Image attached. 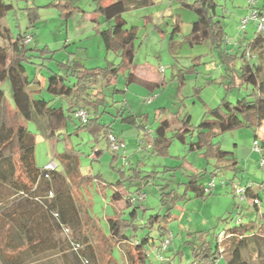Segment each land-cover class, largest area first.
<instances>
[{"label":"rangeland","instance_id":"rangeland-1","mask_svg":"<svg viewBox=\"0 0 264 264\" xmlns=\"http://www.w3.org/2000/svg\"><path fill=\"white\" fill-rule=\"evenodd\" d=\"M183 1L191 3L194 0H150L147 5L129 7L123 13L127 21L125 28L136 26L132 67L157 81L164 79L162 85L150 93L137 82L127 83L129 66L121 68L115 78L114 86L118 89L114 92L116 105H123L127 113L132 112L137 116L145 114L147 129L121 123L114 116V106L108 108L109 112L102 115L101 121L110 122L113 132L124 143L119 149L112 150L107 139L79 127L80 122L74 117L73 122L68 121L67 128L61 131L58 138L53 139L45 137L34 122L25 120L28 129L35 135L37 166L42 168L53 161L57 165L56 170L61 172L55 174L46 190L38 187L32 199H41L50 187L72 190L83 219L80 232H72L60 227L55 216L46 218L42 210L35 209L37 212L34 211L30 217V227L35 233L39 251L34 252L29 264H110V255L116 264H129L116 242L109 238L106 217L113 214V208L110 186H104L103 183L121 179L124 187L136 188L135 179L131 177L135 165H138L136 170L139 176L149 175L148 183L141 190L144 197L139 199L140 205L146 207L148 212L165 214L169 203L163 202V196L166 197L164 193L173 189L183 195L184 182L194 173H203L200 182L203 186L208 184L217 160L206 158L204 149L191 150L190 143L196 141V126L202 118L208 117V108L216 107L224 98L235 102L250 93L251 89L243 84L230 82L231 78L235 81L238 79L237 71L243 61L240 52L246 41L254 38L257 22L250 20L244 29H239L240 20L250 11L247 0H215V18L222 22L225 30L223 46L220 49L210 40L190 45L186 36L196 17ZM256 2L264 14V0ZM11 3L13 7L1 19V24L9 28L13 37L19 31L33 33L31 46H36V49L29 52L30 62L25 63L30 79L35 76L42 79L50 72L49 68L55 71L62 69V61L72 64L75 59H79L86 67L120 62L119 51L106 50L103 45L99 31L106 27V23L96 13L94 0H72L77 8L67 18L62 15V0H12ZM94 16L99 19L95 21ZM177 17L180 19V29L173 32ZM0 45L7 47L8 42L0 38ZM42 48L46 50L40 51ZM224 51L232 57L225 58ZM8 53L11 54L9 49ZM251 53V61L262 66L260 75L264 79V41L252 48ZM181 76L184 77L182 84ZM0 87L6 100L14 105L15 95L9 79L1 81ZM111 93L112 90L106 91L108 101ZM40 96L46 98L47 92L43 90ZM186 114L190 115L194 132L192 136L187 133L184 143L176 137L175 128L178 119ZM162 118L170 120L166 134L170 141L161 154L149 149V143L142 137L145 134L149 138ZM255 135L258 144L264 149V120L258 128L242 126L213 134V141L220 142L224 150L233 152L236 169L218 172L211 192L204 198L195 197L190 191L186 198L181 197L170 209L172 218L167 223V229L173 238L164 258H170L171 264H192L195 247L200 246L203 240L214 247L217 234L236 226L237 220L241 223L253 221L264 224V201L257 211L250 196L240 200L233 192L234 185L250 184L262 198L264 166L259 161L261 157L264 160V154L253 150ZM64 151L78 157L81 179L78 189L68 182L62 171L63 165L58 155ZM115 154L117 156L113 159ZM88 213L95 218L101 230L92 226ZM128 233L133 234L131 228ZM82 234L88 235L95 253L94 260L89 262L83 256L87 246L76 243ZM150 235L156 246L160 240L158 232L153 229ZM146 253L147 264H160L152 246L146 248ZM241 255L248 264H264V243H250L241 251Z\"/></svg>","mask_w":264,"mask_h":264},{"label":"trees","instance_id":"trees-1","mask_svg":"<svg viewBox=\"0 0 264 264\" xmlns=\"http://www.w3.org/2000/svg\"><path fill=\"white\" fill-rule=\"evenodd\" d=\"M11 1L0 0V38L8 42L7 47L0 45V82L9 79L16 103L11 105L0 87V183L8 185L14 192L32 198L35 197L36 189L40 188L41 180H46L45 187H47L57 172L56 168L53 171L45 172L37 166L34 154L35 135L28 129L25 120L34 122L45 137H57L63 129L67 128L69 120L73 122L74 113L78 109H84L89 118L85 122H80L79 127H83L97 136L101 135L107 141L110 133L116 135L112 130L111 123L101 122L100 117L105 112H109L108 108H112L117 102L114 99V92L118 89L114 84L118 72L124 66H130L133 63L136 26L125 28L127 21L123 17V13L129 7L136 8L147 5L150 0H116L106 6L102 5L103 0H94L96 13L102 16L106 23V27L99 31L103 45L106 50H118L120 62L117 64L108 62L104 66L86 67L76 59L72 64L62 61L60 62L63 65L62 69L55 71L49 68L50 72L42 79H38L36 76L30 79L25 69V63L30 62L28 61L29 52L34 51L36 46H31V43L25 44L23 40L26 33L32 35L33 33L19 31L13 37L9 28L1 24V19L13 7ZM62 1H64L63 4H60L64 8L62 15L67 18L77 6L72 3V0ZM183 3L196 15L195 20L191 22L190 32L186 36L189 44H201L205 40H210L214 46L221 49L225 40V30L222 22L215 18L217 5L215 0H194L191 3L183 1ZM258 10L264 16L260 7ZM173 25V32H178L180 29L179 17L176 18ZM263 41L264 31H256L254 38L246 41L240 52L243 61L237 71L238 79L235 81L234 78H231L230 82V84L235 82L243 84L246 88L251 89L250 93L238 98L235 102L222 99L216 107L208 108L206 111L208 117L202 118L196 126L197 138L196 141H191L190 149H204L203 155L208 159L228 160L216 164L211 175H216L223 169H236L233 152L224 150L220 142L213 141V134H221L242 126L258 128L264 120V79L260 75L262 66L250 59V54L253 55L251 49L260 46ZM8 49L11 51L10 55ZM45 50L46 48L40 49V51ZM247 51H249V56ZM224 56L225 58L232 57L228 52H225ZM131 77L132 74L129 72L127 83L132 81ZM183 81L184 77L181 76V84ZM43 90L47 92L46 98L40 96ZM107 90H112L109 96L110 101L107 99ZM122 111L123 105L121 110L114 115L115 118L138 128L145 127L143 124L145 114L124 115ZM169 126L170 120L162 118L155 127L154 133L150 134L149 138L144 134L142 140L148 142L149 148L154 152L164 153L170 141L166 135ZM193 132L189 114L178 119L175 135L179 140L185 143L187 133H191L192 136ZM260 152L264 154V149L261 146ZM116 156L115 154L112 158L114 159ZM58 157L68 182L73 183L78 189L79 180H81L78 157L68 151H64ZM136 167L132 168L134 174L131 176L137 184L135 191L123 193L122 189L125 187L121 179H117L115 182L104 181V186H110V202L115 203L123 200V206L107 216L106 220L109 238L119 246L126 262L133 264L137 261L136 264H147L146 248L158 247L160 241L170 232L167 229V223L171 221L170 209L176 204V201L183 196L186 198L190 191L195 197L201 198L211 191L206 189L207 185L203 186L200 182L204 174L194 173L184 182L183 195L173 189L164 193L166 197L163 196V202L169 203L166 206L165 214H161L159 211L148 212L146 207L140 205L139 200L133 199L135 194L141 191L149 181V175L139 176ZM49 192L51 195L47 193L37 201L42 202L46 211L56 217V222L60 227L70 229L72 232H80L83 224L82 213L72 190L66 191L51 187ZM254 194L253 190H246L247 196L251 197ZM253 206L258 211L259 205L253 204ZM88 217L92 226L101 230L97 221L95 222V218L91 215ZM235 224L236 226L221 231L224 233L221 240L216 236L214 247L205 240L200 246L195 247L192 264H248L243 260L241 251L250 243H264V224H257L253 221L241 223L239 220L235 221ZM130 228L133 234L128 233ZM153 229L158 232L160 238L156 246L154 238L150 235ZM102 236L106 238L103 233ZM88 239V235L82 234L76 243L87 246V252L83 256L89 262L94 260L95 253L91 246L92 243ZM168 246L166 251H168ZM165 252L161 254L162 259L158 260L160 264H171L170 258H164ZM110 261V264H116L111 255ZM19 262L17 259L14 263L19 264Z\"/></svg>","mask_w":264,"mask_h":264},{"label":"crops","instance_id":"crops-1","mask_svg":"<svg viewBox=\"0 0 264 264\" xmlns=\"http://www.w3.org/2000/svg\"><path fill=\"white\" fill-rule=\"evenodd\" d=\"M112 2L113 0H103L102 5L106 6ZM93 18L95 21L99 19L97 16H94ZM190 29H191V24H190ZM76 60L80 61L79 59H76ZM129 67H130L129 72L132 74V77H131L132 81H130L129 83L137 82L138 84H141V86L146 88L150 93H152L156 87H159V85H162V83L164 82V79L157 81L153 78L145 76L144 74L139 72L137 69L132 67V64ZM114 99H115V96H114ZM121 106L122 105L119 106L118 104L114 105V108L116 109L115 114L117 113V110ZM122 112L124 113V115L132 113V112L127 113L125 111L124 106H123ZM101 118L102 116L100 117V120ZM121 123L125 125H132V124H126L124 122H121ZM143 124L144 126H146L144 121H143ZM47 138L53 139L55 137H47ZM221 162L222 161H217V164L218 163L220 164ZM135 166H138V165H135ZM56 172L61 173L60 171H57V170ZM45 184H47L46 180L45 181L41 180L39 184L40 189L46 190ZM135 190L136 188L129 189L126 187L122 189L123 193L125 192L129 193ZM44 192L45 191H43L42 193ZM48 193H50L51 195V192H48ZM46 194L47 193H45V195ZM121 202H123V200H119L115 203L111 202L113 213L123 206V203ZM37 208L40 211L42 210L44 217L46 218L50 217L51 214L46 211L42 202L33 200L32 198H30L29 196L25 194L14 192L8 185L0 183V264H6L7 262H8L7 264H18V263H14L15 260L17 259L20 261L19 264H29L33 258L34 252L39 251V247L37 245L38 243L35 238V233L32 231L30 227L31 226L30 217L34 215L35 212H37L35 211V209ZM88 215L90 214L88 213Z\"/></svg>","mask_w":264,"mask_h":264},{"label":"built area","instance_id":"built-area-1","mask_svg":"<svg viewBox=\"0 0 264 264\" xmlns=\"http://www.w3.org/2000/svg\"><path fill=\"white\" fill-rule=\"evenodd\" d=\"M247 2L249 5V8H250V11H249V14L247 16H245L244 18H242L240 20L239 29H241V30L244 29L245 25H246V23H248V21L255 20L257 22L256 31L257 32L264 31V16L259 13L256 0H247ZM31 41H32V34L26 33L23 42L25 44H28V43H31ZM247 55L249 56V51H247ZM74 118L76 120H78L79 122H85L89 118V115L84 109H78L74 113ZM108 142L111 144L112 150H117L121 146L124 145V143L120 140V138H118L116 135H114L112 133H110L108 135ZM253 150L257 151V152L260 151V145L258 144L257 140L253 141ZM259 164L264 165V160L261 159ZM55 168H56V164L53 161H49L41 169L45 172H50V171H53ZM215 177H216V175H211L206 189H211L214 186ZM247 189L253 190L251 188L250 184H248L246 186L234 185L233 192H234L235 196H237L240 200H242L243 198H245L247 196L246 195ZM143 197H144L143 191H139L137 194H135L133 199L136 201V200H139L140 198H143ZM251 198H252L253 204L260 205L264 201V192H263L262 198L260 196H258V194L256 192L253 196H251ZM217 237L219 240H221L224 237V233L220 231L217 234ZM171 239H172V234L170 232H168L164 236L163 240L160 241L159 246L154 248V251L156 252L155 255H156L157 259H159V260L162 259L161 254L166 251L167 246L169 245ZM216 264H219V263H216Z\"/></svg>","mask_w":264,"mask_h":264}]
</instances>
